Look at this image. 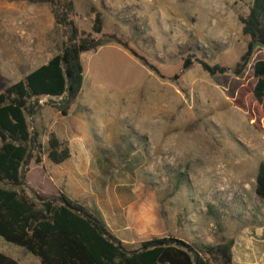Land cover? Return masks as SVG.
<instances>
[{"label":"rangeland","instance_id":"1","mask_svg":"<svg viewBox=\"0 0 264 264\" xmlns=\"http://www.w3.org/2000/svg\"><path fill=\"white\" fill-rule=\"evenodd\" d=\"M70 1L80 30L90 32L95 7L103 35L124 39L156 72L99 36L100 45L83 59L86 87L61 122L63 138L87 153L77 157L86 168L75 160L45 167L67 182L61 192L113 224L116 202L137 199L124 192L130 184L149 193L187 243L201 248L233 241L250 250L246 264H264V202L255 194L264 136L247 116L254 106L253 66L264 62V49L256 46L243 74H233L249 43L238 18L253 0ZM36 31L44 39H35ZM63 41L50 4L0 0V89L23 79L42 63L40 54L58 52ZM201 63L230 71L213 77ZM63 100H51L29 119L43 145L42 162L48 161L49 133L39 116ZM50 125L58 134L59 126ZM35 157L25 177L28 192L43 180ZM0 252L19 264H40L1 238Z\"/></svg>","mask_w":264,"mask_h":264},{"label":"trees","instance_id":"2","mask_svg":"<svg viewBox=\"0 0 264 264\" xmlns=\"http://www.w3.org/2000/svg\"><path fill=\"white\" fill-rule=\"evenodd\" d=\"M31 4H50L55 23L63 31L64 41L58 53L45 65L23 79L0 89V238L22 248L40 264H232L233 241L198 248L173 236L141 242L134 250L127 249L115 238L100 213L84 201L69 198L64 192L45 196L28 192L25 177L34 152L35 163L42 164L43 145L39 134L32 131L29 119L38 112L41 97L57 103L63 117L80 96L84 85L81 56L95 50L107 38L129 51L145 67L156 72L128 43L116 35H103V16L95 8L90 32L80 30L72 20L74 5L70 0H14ZM242 35L249 43L233 74L240 77L251 62L256 46L264 49V0H253L249 12L239 17ZM191 65L190 59L184 69ZM210 76L225 75L230 70L201 63ZM256 80L250 96L253 108L248 120L264 136V62L253 66ZM46 156L59 166L71 159L67 142L54 133L48 134ZM255 194L264 202V162L258 167ZM138 227H150L151 212L133 208ZM149 225V226H148ZM0 264H19L0 252Z\"/></svg>","mask_w":264,"mask_h":264},{"label":"crops","instance_id":"3","mask_svg":"<svg viewBox=\"0 0 264 264\" xmlns=\"http://www.w3.org/2000/svg\"><path fill=\"white\" fill-rule=\"evenodd\" d=\"M34 37H35V39H44L41 36V33L40 32L38 33L37 31H36ZM57 53L58 52H53V53L50 52L47 55H45L44 53L40 54L39 59L42 60V63L37 65L34 68H31V70L33 71V70L37 69L38 67L45 65ZM84 57H86V53L81 56L82 64H83ZM86 81H87L86 80V72L84 69V82H85L84 84L85 85H83V87H86ZM82 93H83V89H82L81 94ZM51 105H52L51 107L44 108L41 111V114L39 117L41 119H43L42 126L47 127L48 133H54L60 140L68 143L72 156H71V159L68 160L67 162H65L64 164L71 162V160H75L74 165H77V167H80V164H81L83 167L86 168L84 161L82 160V162L80 163L79 159L77 160V157L80 155H86L87 153L85 151L81 152L80 144L68 142L67 140H65V138H63V137H65L64 136L65 134H64V132H62L63 128H61V122H62V118H64V117L61 115V113L57 109L56 104L52 103ZM51 123H52V125L59 126L58 134L53 132V130H51V125H50ZM68 139H71V138L68 136ZM51 164H52L51 162L45 161V160L42 162L41 165L36 164L37 165L36 167L42 171L41 177L43 178V180L41 181L40 185L38 186V189H33V190L38 192V193H41L45 196H58L59 193L62 191L61 189L65 188L67 182L63 181L61 184L60 180H62V178L58 174L55 175V174L51 173L50 171L45 170V167L50 169L49 166ZM59 166H61V165H59ZM109 168H110L109 166L105 165L103 170L106 172L109 170ZM126 185H128L127 187H129L130 189L129 190L125 189L124 192H126L127 195L131 196V198H134L133 196L136 195L137 199H135L133 201L130 200V202H128V204H126V205H123L121 201L116 202V208H115L116 213H114V215H112L113 221H114L113 224L108 223V221L106 219H104V217H102V218H103L104 222L106 223L108 229L110 230L111 234L115 238L120 240L127 249H129V250L137 249L141 242L151 240L153 238H165L168 235H172L175 238H178V239L183 240L185 242L188 241V240H184L182 238H179L178 234H176V232H174L175 227L172 226L173 225L171 223L172 221L168 220V217L165 215V213H162L161 211L159 212L157 210L158 207L156 206L155 202H153V200L150 199L149 193H146V191H143V190H141V191L135 190V189H133V186L130 184H126ZM47 187H49V191L53 187V191H51V194H48V193L45 194L42 192V189L47 188ZM117 188H118V186H117ZM103 190L104 189L102 188L101 191H103ZM88 206H89V204H88ZM89 207L95 208L94 206H89ZM135 207H139L143 210L144 209L150 210L151 215H150V219H149V223H148L150 225V227H148V228L138 227L139 224H137V222L134 218V215H133V211H132L133 208H135ZM189 223H191V221ZM176 225H177V223H176ZM259 238H264L263 231H262V233H260ZM256 247L258 249V246H256ZM261 247H264V245H262ZM232 251H233V253H232L233 264L250 263L248 260H245V258H247V255H248L247 252L250 251L249 249H245L244 246H239V245L236 247V244H235Z\"/></svg>","mask_w":264,"mask_h":264},{"label":"built area","instance_id":"4","mask_svg":"<svg viewBox=\"0 0 264 264\" xmlns=\"http://www.w3.org/2000/svg\"><path fill=\"white\" fill-rule=\"evenodd\" d=\"M49 103V100L47 97H41L39 98L38 102H37V107H44L45 105H47Z\"/></svg>","mask_w":264,"mask_h":264}]
</instances>
